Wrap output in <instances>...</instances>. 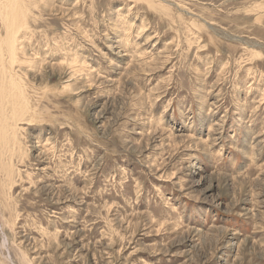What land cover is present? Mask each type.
<instances>
[{
	"label": "rangeland",
	"instance_id": "374dc122",
	"mask_svg": "<svg viewBox=\"0 0 264 264\" xmlns=\"http://www.w3.org/2000/svg\"><path fill=\"white\" fill-rule=\"evenodd\" d=\"M20 1L0 264H264V0Z\"/></svg>",
	"mask_w": 264,
	"mask_h": 264
},
{
	"label": "bare ground",
	"instance_id": "6f19581e",
	"mask_svg": "<svg viewBox=\"0 0 264 264\" xmlns=\"http://www.w3.org/2000/svg\"><path fill=\"white\" fill-rule=\"evenodd\" d=\"M2 1V0H1ZM20 0H15L14 1V3L12 4L11 2L10 3H7L8 2V0H3V3L5 4H3V9L5 8V6H7V5H9L10 7H12V9H16L18 6H19V2ZM21 2V1H20ZM22 3H24L23 1H22ZM17 6V7H16ZM8 9V8H7ZM11 9V8H10ZM13 11V10H12ZM5 12H7V11H5ZM5 14V13H4ZM12 14V13H11ZM5 16H6V14H5ZM8 16H10V14L8 15ZM12 17V16H11ZM9 18V17H8ZM15 18V17H14ZM10 19V18H9ZM8 19V20H9ZM11 20V19H10ZM15 20V19H14ZM13 23V24H12ZM12 23H11V28L13 29V30H16V28H14V27H16L17 25H16V23H14L13 21H12ZM10 24V23H9ZM10 30V29H9ZM14 42L15 41H12V42H10V46L12 47H14ZM15 55V54H14ZM14 58V57H13ZM10 77V76H9ZM5 79V78H4ZM3 81V80H2ZM15 83V82H14ZM12 84V83H11ZM17 86V85H16ZM19 86V85H18ZM1 88H4V87H1ZM12 88H14V91H15V84L13 85L12 84ZM1 90H3V89H1ZM8 92V91H7ZM19 92V91H18ZM3 93V92H2ZM14 93H16V92H13V94ZM18 94V93H17ZM9 98V97H8ZM21 98V97H20ZM12 114V113H11ZM9 191V190H8Z\"/></svg>",
	"mask_w": 264,
	"mask_h": 264
}]
</instances>
